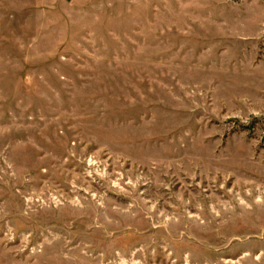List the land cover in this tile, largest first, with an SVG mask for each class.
I'll use <instances>...</instances> for the list:
<instances>
[{"label": "rangeland", "instance_id": "obj_1", "mask_svg": "<svg viewBox=\"0 0 264 264\" xmlns=\"http://www.w3.org/2000/svg\"><path fill=\"white\" fill-rule=\"evenodd\" d=\"M0 264H264V0H0Z\"/></svg>", "mask_w": 264, "mask_h": 264}]
</instances>
